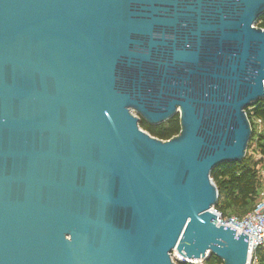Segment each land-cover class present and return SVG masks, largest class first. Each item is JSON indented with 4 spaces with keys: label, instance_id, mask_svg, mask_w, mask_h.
<instances>
[{
    "label": "water",
    "instance_id": "95a60500",
    "mask_svg": "<svg viewBox=\"0 0 264 264\" xmlns=\"http://www.w3.org/2000/svg\"><path fill=\"white\" fill-rule=\"evenodd\" d=\"M264 0H0V264H249L221 164L264 99ZM180 115L169 140L141 127Z\"/></svg>",
    "mask_w": 264,
    "mask_h": 264
},
{
    "label": "trees",
    "instance_id": "16d2710c",
    "mask_svg": "<svg viewBox=\"0 0 264 264\" xmlns=\"http://www.w3.org/2000/svg\"><path fill=\"white\" fill-rule=\"evenodd\" d=\"M256 24L257 27L264 28V15L258 19ZM247 113L253 126V136L246 157L241 162L221 164L211 174L220 193L215 209L220 211L223 216L232 214L246 216L254 210L264 189L262 175L264 133L258 135L254 125L257 119L264 122V99L249 107ZM140 125L152 136L162 140L172 139L179 135L182 129L179 114L160 125H150L145 120H142ZM251 151H257V154L262 158L256 159ZM257 254L258 264H264V247L259 248ZM208 262L223 264V261L214 255Z\"/></svg>",
    "mask_w": 264,
    "mask_h": 264
},
{
    "label": "built area",
    "instance_id": "2783aa9c",
    "mask_svg": "<svg viewBox=\"0 0 264 264\" xmlns=\"http://www.w3.org/2000/svg\"><path fill=\"white\" fill-rule=\"evenodd\" d=\"M255 124L259 126L256 128L258 135L264 133V122L261 119L255 120ZM256 159H261V155L257 154V151L252 152ZM264 161V157H263ZM262 175L264 177V167L262 169ZM217 213V224L232 227L236 230V235L246 234L248 236V252L251 257L249 264H258L259 257L257 251L259 248L264 247V189L261 192V197L257 202L253 211L249 212L243 218H230L224 219L223 215L217 209H214ZM173 260L175 262H183V264H211L205 259H194L184 257L178 253L175 249L172 253ZM218 264V263H212Z\"/></svg>",
    "mask_w": 264,
    "mask_h": 264
},
{
    "label": "rangeland",
    "instance_id": "374dc122",
    "mask_svg": "<svg viewBox=\"0 0 264 264\" xmlns=\"http://www.w3.org/2000/svg\"><path fill=\"white\" fill-rule=\"evenodd\" d=\"M255 26H257V24ZM254 125L256 126V128L259 129V126L258 125H256V124H254ZM251 152H253V151H251ZM263 166H264V161H263ZM261 167H262V165H261ZM234 217L235 218H243V217H245V215L244 216H241L239 214H232L231 216H223L224 219H230V218H234Z\"/></svg>",
    "mask_w": 264,
    "mask_h": 264
}]
</instances>
